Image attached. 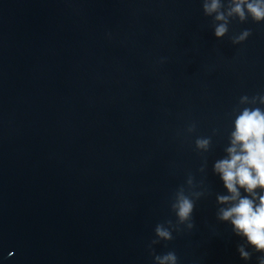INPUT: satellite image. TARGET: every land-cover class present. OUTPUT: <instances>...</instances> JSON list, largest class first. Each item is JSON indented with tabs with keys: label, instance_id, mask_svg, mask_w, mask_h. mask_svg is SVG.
<instances>
[{
	"label": "water",
	"instance_id": "obj_1",
	"mask_svg": "<svg viewBox=\"0 0 264 264\" xmlns=\"http://www.w3.org/2000/svg\"><path fill=\"white\" fill-rule=\"evenodd\" d=\"M204 2L0 0V264H259L219 219L213 165L264 110V21L218 39Z\"/></svg>",
	"mask_w": 264,
	"mask_h": 264
},
{
	"label": "clouds",
	"instance_id": "obj_2",
	"mask_svg": "<svg viewBox=\"0 0 264 264\" xmlns=\"http://www.w3.org/2000/svg\"><path fill=\"white\" fill-rule=\"evenodd\" d=\"M206 15L215 13L218 23L214 30L216 38H222L228 31V17L238 16L241 21L251 15L253 20L264 21V0H230L227 13L221 11L220 0H205ZM250 32L245 30L233 39L234 44L244 41ZM248 97H242L241 103H248ZM264 104V96L259 97ZM251 103H256L253 98ZM209 139H197L196 147L201 150L209 148ZM226 157L215 161L213 171L219 175L228 195L217 197L218 202L226 207L219 210V219L230 222L236 235L245 237L247 244L257 252L264 253V110L261 108H244L234 121L230 146L226 148ZM241 189L244 194H241ZM259 190V191H258ZM180 223L190 220L193 202L183 194L177 193L176 203L172 205ZM193 225H188L191 228ZM156 235L170 240L171 233L162 226L156 227ZM240 256L247 260L250 253L245 246L238 247ZM158 264H176L177 257L169 252L155 257ZM264 264V256L259 260Z\"/></svg>",
	"mask_w": 264,
	"mask_h": 264
}]
</instances>
